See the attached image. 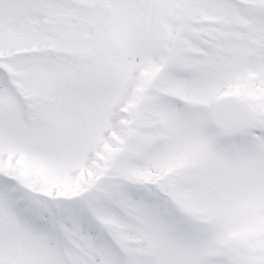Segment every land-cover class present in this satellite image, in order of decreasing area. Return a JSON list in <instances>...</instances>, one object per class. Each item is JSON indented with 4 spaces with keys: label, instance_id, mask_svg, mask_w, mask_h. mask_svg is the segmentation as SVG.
<instances>
[{
    "label": "snow or ice",
    "instance_id": "6c2138e0",
    "mask_svg": "<svg viewBox=\"0 0 264 264\" xmlns=\"http://www.w3.org/2000/svg\"><path fill=\"white\" fill-rule=\"evenodd\" d=\"M0 264H264V0H0Z\"/></svg>",
    "mask_w": 264,
    "mask_h": 264
}]
</instances>
